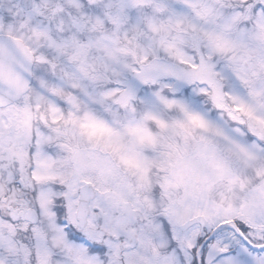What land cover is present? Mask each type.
Returning <instances> with one entry per match:
<instances>
[{
    "label": "snow or ice",
    "instance_id": "6c2138e0",
    "mask_svg": "<svg viewBox=\"0 0 264 264\" xmlns=\"http://www.w3.org/2000/svg\"><path fill=\"white\" fill-rule=\"evenodd\" d=\"M0 264H264V0H0Z\"/></svg>",
    "mask_w": 264,
    "mask_h": 264
}]
</instances>
